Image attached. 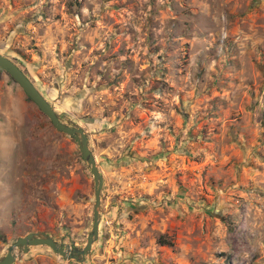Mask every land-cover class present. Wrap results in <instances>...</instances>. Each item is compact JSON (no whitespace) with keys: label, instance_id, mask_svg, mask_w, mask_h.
I'll return each instance as SVG.
<instances>
[{"label":"rangeland","instance_id":"374dc122","mask_svg":"<svg viewBox=\"0 0 264 264\" xmlns=\"http://www.w3.org/2000/svg\"><path fill=\"white\" fill-rule=\"evenodd\" d=\"M0 54L103 175L84 260L264 264V0H0ZM94 179L76 141L0 70V259L45 232L81 248Z\"/></svg>","mask_w":264,"mask_h":264},{"label":"water","instance_id":"95a60500","mask_svg":"<svg viewBox=\"0 0 264 264\" xmlns=\"http://www.w3.org/2000/svg\"><path fill=\"white\" fill-rule=\"evenodd\" d=\"M0 69L8 74L20 86L27 97L33 101L38 109L50 120L55 129L70 136L76 141L81 157L89 166L94 179L92 227L83 247L77 248L73 245L64 243L62 239L56 240L53 236L45 232H28L18 237L8 246L5 255L0 259V264H12L21 254L27 253L29 247L36 245L48 246L54 253L61 255L64 259L74 258L77 261H82L85 255L91 250L93 242L98 237L100 193L104 182L103 175L99 171L95 157L89 147L87 134L81 127L71 126L62 122L53 106L27 75L13 60L2 54H0Z\"/></svg>","mask_w":264,"mask_h":264},{"label":"flooded vegetation","instance_id":"af4514ba","mask_svg":"<svg viewBox=\"0 0 264 264\" xmlns=\"http://www.w3.org/2000/svg\"><path fill=\"white\" fill-rule=\"evenodd\" d=\"M19 67V66H18ZM20 68V67H19ZM21 69V68H20ZM1 70V69H0ZM22 70V69H21Z\"/></svg>","mask_w":264,"mask_h":264}]
</instances>
